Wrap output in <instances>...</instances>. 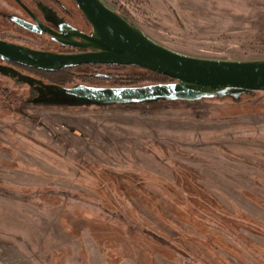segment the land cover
<instances>
[{"label":"rangeland","instance_id":"obj_1","mask_svg":"<svg viewBox=\"0 0 264 264\" xmlns=\"http://www.w3.org/2000/svg\"><path fill=\"white\" fill-rule=\"evenodd\" d=\"M103 1L176 51L264 59V0ZM20 32L0 24L52 49ZM8 66L67 87L162 83L133 66L41 74L0 59V264H264V92L62 107Z\"/></svg>","mask_w":264,"mask_h":264},{"label":"water","instance_id":"obj_2","mask_svg":"<svg viewBox=\"0 0 264 264\" xmlns=\"http://www.w3.org/2000/svg\"><path fill=\"white\" fill-rule=\"evenodd\" d=\"M16 1L33 14L21 0ZM73 1L91 25V35L59 33L40 21L37 26L22 24L34 32L48 33L63 45L79 48L83 52L38 50L0 39V59L47 72L84 65L133 66L166 76L175 82L113 88L49 86L41 80L21 75L11 67L6 69L21 76L29 85L43 87L47 94L56 97V103L100 107L156 102L197 103L209 98H224L230 93L264 92V59L206 58L182 53L150 38L103 0Z\"/></svg>","mask_w":264,"mask_h":264},{"label":"flooded vegetation","instance_id":"obj_3","mask_svg":"<svg viewBox=\"0 0 264 264\" xmlns=\"http://www.w3.org/2000/svg\"><path fill=\"white\" fill-rule=\"evenodd\" d=\"M11 3L9 4L13 9V11H8L5 8H0V24L2 26H6L9 29L13 30L16 29V32H18L19 37H22L23 34H21L20 31H24L27 34H30L32 36H36L39 38L45 37V42L49 44V46H52V49L46 50V51H53V52H59V53H79L83 52L84 50H81L76 47H71L68 45H63L62 43L58 42L52 35L42 32L37 33L34 32L27 27H25L22 22L26 24H30L33 26L38 25V21H40L43 25L49 27L50 29L57 31L59 33H69V34H75V33H83L87 35L92 34V27L89 24V22L84 17L81 10L78 8L77 4L73 0H21L28 9L33 13H29L27 10H25L16 0H10ZM26 36V35H25ZM30 39H33L32 37H29ZM78 41H82L79 37H75ZM0 39L12 42L9 39H6L5 37H0ZM17 40H15L12 43H16ZM20 44V43H16ZM22 45V44H20ZM28 46L30 48V45H24ZM54 46V47H53ZM35 49V48H33ZM4 62V61H3ZM6 63V62H5ZM10 65L17 66L19 68H23L20 65H17L15 63H8ZM87 67L90 66H104V65H84ZM11 67V66H8ZM13 68V67H11ZM77 68V67H76ZM72 69V68H71ZM68 69V70H71ZM28 70V69H27ZM59 72V71H58ZM57 73V72H56ZM98 77V76H97ZM118 77V76H117ZM98 78L102 79H108L112 78L111 76H101ZM36 79V78H35ZM41 80V79H37ZM166 81L162 82V84H169L174 83L175 81L172 79H167ZM42 81V80H41ZM44 84L49 86H63L67 87L66 85H61L57 81H53V83H45ZM136 82H128V84H120L116 86H94V85H85V84H76L72 87H75L77 85H85L90 87H98V88H113V87H136ZM160 84V83H158ZM146 86V85H143ZM37 88L45 94V97H43V101L47 103H51L55 106H62V107H80V106H95L100 107L96 105H67L62 103H56V97L51 96L45 92L43 87L40 85H37Z\"/></svg>","mask_w":264,"mask_h":264},{"label":"trees","instance_id":"obj_4","mask_svg":"<svg viewBox=\"0 0 264 264\" xmlns=\"http://www.w3.org/2000/svg\"><path fill=\"white\" fill-rule=\"evenodd\" d=\"M17 65H19V64H17ZM21 67H23V68H25V69H28V70H30V71H33V72H36V73H51V72H47V71H42V70H35V69H32V68H28V67H25V66H22V65H20ZM67 71H69L68 69H64V70H60L58 73H64V72H67ZM151 73H153L154 75L153 76H155L156 78H158V82H163L164 80H167V79H169L168 77H166V76H163V75H160V74H157V73H155V72H151ZM58 83L59 84H61V85H65L66 83H68L67 81H63V82H59L58 81ZM190 193H192V192H190ZM210 200H208V202H209ZM212 204L213 205H215V202H212Z\"/></svg>","mask_w":264,"mask_h":264}]
</instances>
